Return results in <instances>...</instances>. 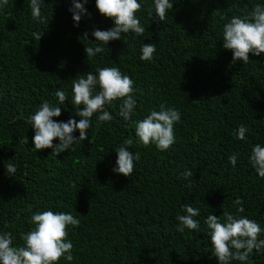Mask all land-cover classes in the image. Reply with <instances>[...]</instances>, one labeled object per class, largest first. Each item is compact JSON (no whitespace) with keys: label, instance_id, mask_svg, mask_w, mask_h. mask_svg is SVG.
I'll return each mask as SVG.
<instances>
[{"label":"trees","instance_id":"16d2710c","mask_svg":"<svg viewBox=\"0 0 264 264\" xmlns=\"http://www.w3.org/2000/svg\"><path fill=\"white\" fill-rule=\"evenodd\" d=\"M138 2L144 34H122L92 58L84 49L100 46L93 30L114 27L95 0H88L89 15L78 25L69 11L72 0H44L43 24L33 20L30 0H8L0 8V233L11 232L14 246L22 245L20 235L32 230L35 213L73 214L80 220L67 229L74 259L58 264H218L205 220L213 214L222 221L224 211L257 222L264 239V179L249 163L252 147H264V54L233 64L231 51L223 49V27L264 0H170L163 22L149 15L153 0ZM37 31L43 33L39 41ZM146 44L156 47L151 62L139 59ZM102 67H118L134 81L131 118L119 115L117 101L105 108L111 121L98 125L94 114L88 139L74 151L36 152L27 118L47 100L61 108L54 120L78 122L73 80ZM58 89L67 93L63 104L54 95ZM161 104L181 113L175 143L163 152L135 137L136 123ZM241 124L249 129L245 141L236 139ZM130 137L128 150L140 158L124 177L113 172L115 151ZM9 161L17 168L11 176ZM187 170L193 175L185 179ZM236 199L243 201L239 214ZM185 204L199 209L193 217L199 228L181 233L176 217L185 214ZM250 260L264 264V250H254Z\"/></svg>","mask_w":264,"mask_h":264},{"label":"clouds","instance_id":"9594fccd","mask_svg":"<svg viewBox=\"0 0 264 264\" xmlns=\"http://www.w3.org/2000/svg\"><path fill=\"white\" fill-rule=\"evenodd\" d=\"M44 0H30L31 16L38 23H46L42 16L41 4ZM88 0H72V13L74 25H78L83 16H88L85 5ZM8 0H0V8L6 6ZM97 12L105 19L111 20L114 27L108 30L94 29L91 35L100 46L84 49L87 58L95 57L104 51L110 41L120 40L122 34L129 32L142 36L145 28L141 26L136 13L140 11L141 4L138 0H95ZM173 8L170 0H153L148 9L151 16L158 22H163L168 11ZM42 32H34L33 37L39 41ZM88 33L83 37L87 39ZM91 43V42H90ZM223 49L231 51L232 63L241 61L249 62V55L261 56L264 54V6L256 4L250 14L241 18L233 16L231 21L223 27ZM109 50V49H108ZM139 59L143 62H151L156 52L155 44L142 45ZM134 81L122 73L118 67H102L93 74L91 71L79 75L72 83V103L78 111L76 117L79 120L69 119L67 122H57L53 118L61 116V108L45 100L41 103L35 114L27 118L34 131L32 143L37 151L52 149V155L57 156L72 147L74 144L88 139V129L91 127L92 117L98 114V125L112 120V116L105 110L106 106H114L120 101L119 115L129 120L136 107L134 99ZM58 103L63 104L67 99V93L58 89L55 92ZM181 113L174 107L165 104L159 106V111L152 110L150 114L136 123L135 137L137 142L148 147L155 145L158 151H166L175 143L174 125L180 122ZM78 132L77 138L74 133ZM249 129L241 124L236 133V139L245 141ZM59 144L54 145L53 141ZM134 143L127 138L116 149V167L113 172L124 177L133 173L134 161L139 160L140 153L132 154L128 149ZM236 155L229 157V163L235 166ZM249 163L257 176L264 179V147L256 144L251 149ZM6 170L9 176L17 171L16 166L7 162ZM191 170L183 173V177H192ZM189 187L191 184L189 183ZM243 201L236 199L233 205L237 214L242 213ZM184 215H177L176 231L183 233L185 229L197 230L199 223L193 219L200 214L198 208L191 204H185L182 208ZM32 230L21 233L22 245L14 246L11 232L0 233V264H58L61 258L71 262L73 243L67 239L68 226L76 228L80 220L71 213L43 211L32 215ZM210 230L211 255L216 258L218 264H230L231 261H239L241 264H252L250 257L253 251L264 250V239H259L262 232L260 225L231 212H223V220L219 216L209 214L205 220Z\"/></svg>","mask_w":264,"mask_h":264}]
</instances>
